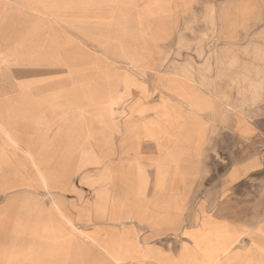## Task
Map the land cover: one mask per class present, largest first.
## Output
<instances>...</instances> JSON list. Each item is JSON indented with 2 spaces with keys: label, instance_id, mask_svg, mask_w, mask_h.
<instances>
[{
  "label": "rangeland",
  "instance_id": "1",
  "mask_svg": "<svg viewBox=\"0 0 264 264\" xmlns=\"http://www.w3.org/2000/svg\"><path fill=\"white\" fill-rule=\"evenodd\" d=\"M91 1L77 12L67 5L65 15L35 14L18 29L23 36L11 37L10 25H1L0 94L22 89L49 101L38 112L0 108V206L17 191L48 188L44 181L60 173L92 166L101 172L112 158L132 157L120 138L124 127L142 122L164 131L177 127L179 139L193 142L158 148L194 161L196 195L218 188L206 174L240 161L238 172L261 175L244 188H264V0H172L168 7L164 0L163 15L147 14L137 0L120 16L98 6L113 0L86 6ZM22 46L54 52L20 53ZM17 81L28 85L18 88ZM202 93L206 118L196 112L205 107ZM157 108V119L140 117ZM111 129L114 142L107 138ZM91 131L98 133V149H91ZM22 137L31 148L22 147L28 144ZM76 158L81 163L74 166ZM194 200L197 224L196 207L206 198ZM10 238L0 230V246ZM5 248L6 255L10 245Z\"/></svg>",
  "mask_w": 264,
  "mask_h": 264
},
{
  "label": "crops",
  "instance_id": "2",
  "mask_svg": "<svg viewBox=\"0 0 264 264\" xmlns=\"http://www.w3.org/2000/svg\"><path fill=\"white\" fill-rule=\"evenodd\" d=\"M113 1L98 6L106 15L120 16L127 13L128 5L138 4L137 0ZM143 3L147 14L167 10L164 0ZM170 3L166 0L165 5ZM67 5L77 12L83 0H0V28L9 24L11 37L23 36L18 29L24 30L35 14L65 15ZM29 48L20 53L54 52ZM27 85L17 81L18 88ZM202 94L205 107L196 112L206 118L210 115ZM48 101L45 94L22 89L0 94V102L5 103L0 104L2 110L8 104L10 109L38 112ZM154 106L161 109L162 105L158 100ZM158 108L140 117L157 119ZM123 129L120 146L132 157L112 158L101 172L92 166L90 172L60 173L58 179L44 181L48 188L17 191L0 206V230L11 235L0 246V264H264V188H244L249 177L261 175L238 172L242 161L236 162L227 172L206 174V181L218 182V188L196 195L194 161L177 159L178 151L170 152L173 148L165 154L158 148L159 144L165 148L193 145L178 138L183 131L146 127L145 122ZM107 132L114 142V129ZM22 139V144L28 143L22 147L31 148L30 138ZM71 139L77 144L76 136ZM98 139V133L91 131V149H98ZM133 150L135 155L130 154ZM75 161L74 166L81 163ZM196 196L206 198V204L196 207L197 224ZM7 244L10 249L5 255Z\"/></svg>",
  "mask_w": 264,
  "mask_h": 264
}]
</instances>
